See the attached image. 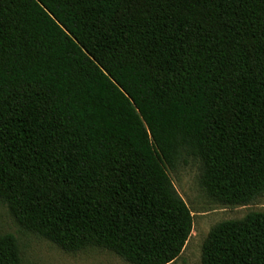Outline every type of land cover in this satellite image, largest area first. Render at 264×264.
Masks as SVG:
<instances>
[{"label":"trees","instance_id":"obj_1","mask_svg":"<svg viewBox=\"0 0 264 264\" xmlns=\"http://www.w3.org/2000/svg\"><path fill=\"white\" fill-rule=\"evenodd\" d=\"M190 160L217 203L264 195V0H0V205L21 228L171 264ZM202 261L264 264V212L215 225Z\"/></svg>","mask_w":264,"mask_h":264},{"label":"rangeland","instance_id":"obj_2","mask_svg":"<svg viewBox=\"0 0 264 264\" xmlns=\"http://www.w3.org/2000/svg\"><path fill=\"white\" fill-rule=\"evenodd\" d=\"M179 194L194 216L191 236L180 257L171 264H203L202 248L211 229L226 220L243 219L251 212H264V195L247 205H224L213 201L199 184L198 163L190 160L176 171H169ZM13 234L20 246V264H130L116 254L101 248L72 253L21 228L0 205V236Z\"/></svg>","mask_w":264,"mask_h":264}]
</instances>
